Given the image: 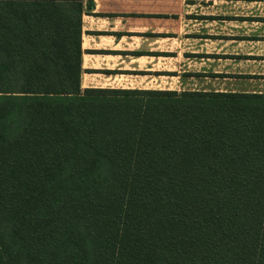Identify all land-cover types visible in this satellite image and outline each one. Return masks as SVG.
Here are the masks:
<instances>
[{"label":"trees","instance_id":"16d2710c","mask_svg":"<svg viewBox=\"0 0 264 264\" xmlns=\"http://www.w3.org/2000/svg\"><path fill=\"white\" fill-rule=\"evenodd\" d=\"M83 1L0 0V264H264V93L82 91Z\"/></svg>","mask_w":264,"mask_h":264},{"label":"crops","instance_id":"0c3cea01","mask_svg":"<svg viewBox=\"0 0 264 264\" xmlns=\"http://www.w3.org/2000/svg\"><path fill=\"white\" fill-rule=\"evenodd\" d=\"M92 1L93 8L90 10L87 9L88 0L83 1L82 91H163L165 88L161 87L143 88L142 82L139 83L137 78L150 84L158 83L163 78H176L180 88L174 91L217 92L200 87L181 89V86L189 79L196 81L207 78L206 74L208 77L223 74L255 75L256 73L233 72L231 66L233 62H264V50L262 53L251 51L264 45V0H201L205 4L198 3V0ZM219 4L223 9H228V12H215L214 9ZM236 6L245 10L241 17L231 12ZM218 22L229 24V29L226 27L222 35L201 33L202 28L211 30L214 27L212 23ZM209 41L214 44L212 51L201 50L202 53L197 50L198 42ZM205 59L214 60V67L219 68L202 72L184 69L186 65L183 62L194 61L197 64ZM169 60L178 62L175 69L169 68Z\"/></svg>","mask_w":264,"mask_h":264},{"label":"rangeland","instance_id":"374dc122","mask_svg":"<svg viewBox=\"0 0 264 264\" xmlns=\"http://www.w3.org/2000/svg\"><path fill=\"white\" fill-rule=\"evenodd\" d=\"M198 3L200 4H205L206 2H202L201 0H198ZM213 3V2H211ZM217 3H219L217 1ZM218 5V4H216ZM239 6H236L235 9H232L231 12L237 15H239V17H241V15L245 14L242 13V11L244 12L245 10H242L241 8H237ZM215 12L218 13H227L228 9H223L222 6H216L214 9ZM230 12V10H229ZM233 17V16H231ZM235 18V17H234ZM214 25V27H211V30H205V29H201V33H211L213 34V36H215V34H219L216 36H220L224 33V31H226V27L229 29V24L228 23H212ZM234 25H240V24H236L234 23ZM240 27V26H239ZM199 28V27H198ZM207 35V34H206ZM214 44L209 42H198V48L197 50L201 51H212L213 50V46ZM262 48L264 47V45H259ZM183 47H187V46H181V48ZM175 48V47H174ZM262 48H254L253 50H251L252 52H259L262 53ZM202 52V51H201ZM203 53V52H202ZM205 55V54H203ZM185 66L184 69H191L193 71H198V72H202V71H212L215 69H218L219 67L216 66L214 67V64L216 62H214V60H201L198 61L197 64L194 63V61H191L190 63L188 62H183ZM175 64H178V62H176L175 60H169V68L170 69H175ZM233 67V72H237V71H241V72H245V73H256L255 75L249 74V75H225L223 74L222 76H209L206 74L205 76L207 78H202V79H197L196 81L194 79H189L188 81L184 82V85L181 86V89L183 87H187L188 88H193V87H197V88H209L210 90H217V92H246V93H264V62L262 61H248V62H242V63H238L236 64L235 62H233V65L231 66ZM155 68V66H154ZM222 68H220V70H222ZM228 69V68H227ZM257 73H259V75H257ZM210 75V74H209ZM153 77V76H152ZM154 79V78H153ZM164 80H159L158 83L153 82L152 84H150L149 82H144L143 79H138L137 81L140 80L139 83L142 82L141 87H152V88H157V87H161V89H164L163 91H174L178 88H180V85H177V81L178 79L176 78H170L169 80H166L165 78H163ZM158 80V79H157ZM168 81V83H166ZM137 83V82H136ZM135 84V83H134ZM188 84V85H187ZM159 89V88H157ZM148 91V90H147ZM176 92H183V91H176Z\"/></svg>","mask_w":264,"mask_h":264}]
</instances>
